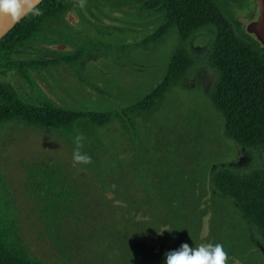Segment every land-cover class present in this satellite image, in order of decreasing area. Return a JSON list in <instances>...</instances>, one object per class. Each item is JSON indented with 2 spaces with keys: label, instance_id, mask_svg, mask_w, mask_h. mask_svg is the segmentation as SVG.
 <instances>
[{
  "label": "rangeland",
  "instance_id": "1",
  "mask_svg": "<svg viewBox=\"0 0 264 264\" xmlns=\"http://www.w3.org/2000/svg\"><path fill=\"white\" fill-rule=\"evenodd\" d=\"M222 6L235 19L229 10V3L222 1ZM138 9V6L131 9L136 13L132 15V20H135L133 35L125 39L99 35L105 40L117 39L119 42L125 41L126 46H132L127 47L125 56H121L119 61L116 58L115 63L105 58L101 60V67L98 65L99 59L95 63L84 61L78 69L79 98L92 99L94 104L78 106V109L111 113L110 124L103 128L86 122L78 125V135L85 136L81 151L92 157V163L74 165L75 138L60 137L57 133L35 129L20 122L7 123L1 128L0 168L17 203L22 235L30 253L46 263L165 264V253L177 248L142 240L136 220L127 216L122 206L108 203L105 192H97L99 186L106 185L109 168L122 155L125 157L121 162L126 160L120 172L122 176L133 165V161L127 159L131 154L142 155L144 164L150 167L154 140L161 135L167 136L164 142H159V152L161 158L164 157L161 163L164 179L181 176L187 167L185 161L196 155L188 148L197 146V142L205 149L198 159L211 162V169L229 160L237 162V166L247 167L250 164L249 150L239 143L235 146L232 139L224 136V118L209 97L210 86L216 77V71L204 60L209 34L196 35L192 39L197 62L189 73L187 86L174 87L159 100L152 112L141 110V113L138 110L130 113V116L123 113V107L151 92L163 79L179 42L177 30L173 28L158 43H143L142 40L152 32L151 28H143L145 24L149 25L150 14ZM116 10L121 11L120 8ZM145 17L148 18L147 22ZM160 17L159 13L158 25L162 21ZM236 23L240 22L236 20ZM87 30L94 32L91 28ZM87 65L88 72L84 70ZM15 91L24 97L18 90ZM182 134L185 139L179 140ZM168 139H173L174 143L167 144V150H174L162 152ZM233 146L235 148L231 153ZM246 154L248 160H245ZM168 156L171 162L167 160ZM35 163L55 166L75 183L74 196L65 201L60 209L53 207L47 210L48 203L41 201L35 187L29 185L28 166ZM140 166L141 163L136 179L142 177L139 174ZM167 168L171 171H167ZM153 174L143 178L151 179ZM133 181L132 185L126 182L129 184L127 196L137 200L138 193ZM150 194L143 193L144 201L150 198L147 197ZM149 201L147 207L144 203L145 216L148 217L145 220L146 232L155 236L153 221L165 213L166 206L171 213L172 201L167 199L163 206L157 203L162 199ZM163 237L167 238L168 234H163Z\"/></svg>",
  "mask_w": 264,
  "mask_h": 264
},
{
  "label": "trees",
  "instance_id": "2",
  "mask_svg": "<svg viewBox=\"0 0 264 264\" xmlns=\"http://www.w3.org/2000/svg\"><path fill=\"white\" fill-rule=\"evenodd\" d=\"M71 1L42 0L36 5L42 15H25L0 41V138L1 128L7 123L20 122L52 128L62 125L61 119L69 115V111L67 113L56 106H41L23 99L5 80L12 68L24 66L12 62L13 51L19 43L36 38L49 29L50 20L58 18ZM222 1L238 8H253L252 0H140L142 9L158 5L162 20L156 31L148 34L142 42H150L157 37L161 39L173 28L177 30L179 42L163 79L151 92L123 107L122 111L130 116L137 109L148 110L173 87L187 86L189 73L197 62L192 39L196 35L209 34L204 60L216 71L209 89L210 100L224 118L225 133L251 154L247 167L224 166L211 169L213 186L238 202L241 212L253 225L255 238L264 246V50L242 34L243 29L238 26L240 23L237 24V19L226 12ZM89 43L102 45L95 40ZM22 73L30 80L23 69ZM70 113L73 120L86 117L91 122L100 124L111 119V113L105 110H79ZM127 159H131L133 165H130L124 176L120 172L126 160H117L120 166L115 169L114 176L118 181L124 180L132 185L138 175L140 163V176H151V170L144 164L142 155L131 154ZM27 177L29 185L37 190L40 200L48 203L46 209L49 211L53 207L60 209L65 201L72 199L76 191L75 183L63 170L52 165L32 164L28 166ZM128 186L125 183V187ZM98 188L101 189L102 186ZM218 213L213 218L217 225L226 223L227 226L242 228L227 207L222 206ZM237 237L238 248L224 249L228 254L241 253L242 264H245L247 237L241 232ZM0 264H49L30 253L21 232L16 200L1 168Z\"/></svg>",
  "mask_w": 264,
  "mask_h": 264
},
{
  "label": "flooded vegetation",
  "instance_id": "3",
  "mask_svg": "<svg viewBox=\"0 0 264 264\" xmlns=\"http://www.w3.org/2000/svg\"><path fill=\"white\" fill-rule=\"evenodd\" d=\"M129 1H132V3H129ZM252 3L253 8H238L233 4H229V9L237 21L242 23L250 15L255 14L258 0H252ZM135 6H138L139 11H144L148 15L150 14V23L149 25L145 24L143 28H151V33L155 32L159 26L158 20L160 12L158 11V5H152L151 8L142 9L140 0H86L85 6L81 8L76 3V0H72L58 18L50 20L51 26L49 29L43 31L36 38L19 43L18 47L13 51L12 62L15 64H24V66L21 68H12L5 83L14 92L18 90L22 93L24 96L22 98L31 103L41 106H56L64 109L67 113L69 111V115H65L61 119L62 125L59 127L44 128L25 125L35 129H42L46 132L57 133L60 137L75 138L78 135V125L80 122H86L94 127L101 128L110 124L111 119L104 124L91 122L86 117L73 120L70 112L79 111L78 106L94 105L92 99L79 98L77 93V83L80 80L78 69L84 61L91 60L95 63V60L99 59L100 62L98 65L101 67V60L105 58L111 59L115 63L114 60L116 58L119 61L121 56H125L127 47L132 46H126L125 41H123V44V42H119L117 39L112 41L110 39H113V37L125 39V37L127 38L133 35L134 32H132V29H135L133 26L135 20H132V15L136 13L131 11V9ZM116 8H120L121 11L117 12ZM145 18L147 22L148 18ZM87 28H91L94 32L90 33ZM99 35H108L110 39L105 40ZM159 39L157 37L150 42L158 43ZM92 40L102 43V45L89 43ZM42 43L66 44L70 48L50 50L44 48ZM31 63L34 64L32 65ZM88 68L89 65L85 66L84 70L88 72ZM22 69L30 77V80L22 73ZM156 105L148 109V111L152 112L156 108ZM138 110L141 112L143 109H137L136 112ZM205 126L207 127L208 124H205ZM224 136L232 139L236 143L235 146L237 145L235 139L225 133ZM184 137L185 135L182 134L179 140L185 139ZM166 138L167 136L161 135L160 138H155L154 140L153 147H158L159 157L155 166L152 160L150 167L148 166L152 174L154 172L153 177L151 179L141 177L133 181L135 183V190L138 193L137 200L127 196L126 181H118L116 177V182L120 188L112 187L106 179V185H101L102 188L98 189L97 192H105L107 199L109 193L112 192L116 199L125 198L132 203V210L140 215L143 224L142 228L139 227L142 240L151 243L174 245L176 248H179V245L186 242L191 247H196L201 244L220 243L225 249H236L239 246L237 235L241 232L247 237L245 244V248H247L244 258L246 260L245 264H264V246L260 240L255 238L252 223L241 212L240 205L234 198H228L214 188L211 178L212 170L209 167L212 163H206L198 159L205 150L200 146V142H197V146L188 148L191 153L196 155L189 157L185 161L187 167L183 170L179 178L174 179V175L173 178H162L164 172L161 168V163L164 157L161 158L159 142H164L163 139ZM173 141V139H168L162 147V152L173 151V148L167 150L166 147L167 144H173ZM235 146L231 147V153ZM246 159H249L248 154H246ZM167 160L171 162V157L168 156ZM224 166L244 167L237 166V162L235 163L229 160L221 163L219 167L212 169L216 170ZM167 171L171 170L167 168ZM159 191L161 192L160 194H152L153 192L158 193ZM144 192H151L150 195H146L150 198H147L148 200L145 201L143 198ZM162 193H165V195ZM159 199L163 200L157 202L161 206L165 204L167 199L172 201L171 213L166 206L164 208L165 213L153 221L152 228L156 231V235L151 236L146 232L147 224L145 220L147 221L148 217L145 216L144 203L146 204L145 207H147L148 203H150L149 200ZM113 204L120 205L125 209V205ZM222 206L227 207L231 211L236 221L240 222L242 228L238 226H227L225 225L226 223H219L218 225L215 223L213 220L214 215H219L218 210ZM132 217L137 222V219L134 216ZM160 231H163V233L160 234ZM163 234H168V237L164 238ZM169 236L172 238H169ZM252 249H256L253 253L254 256L256 255V258L252 257L248 259V253ZM258 252L261 253L258 255ZM235 254H239L236 260L237 264H242L243 257L241 253L228 255ZM261 258H263L262 262L259 263Z\"/></svg>",
  "mask_w": 264,
  "mask_h": 264
},
{
  "label": "clouds",
  "instance_id": "4",
  "mask_svg": "<svg viewBox=\"0 0 264 264\" xmlns=\"http://www.w3.org/2000/svg\"><path fill=\"white\" fill-rule=\"evenodd\" d=\"M38 3L39 0H0V13L6 14L14 22H19V20L28 14L42 15L41 10L36 6ZM76 3L79 7L83 8L86 0H76ZM83 139L82 134L75 137L76 148L73 150L74 165L92 163V157L81 151ZM163 231L159 233L162 234ZM228 259V253L220 243L201 244L191 247L185 242L179 248L165 253V264H228Z\"/></svg>",
  "mask_w": 264,
  "mask_h": 264
},
{
  "label": "water",
  "instance_id": "5",
  "mask_svg": "<svg viewBox=\"0 0 264 264\" xmlns=\"http://www.w3.org/2000/svg\"><path fill=\"white\" fill-rule=\"evenodd\" d=\"M42 0H39L41 2ZM17 22H14L9 16L6 14L0 13V41L2 38L7 34V32L16 24ZM241 28L243 29L242 34L247 36L251 39V41L257 45L260 49L264 50V0H258L257 3V10L255 14L250 15L248 18H246L242 23H240ZM44 48L55 50L59 48H65L69 49L70 46L66 44H59V43H42ZM125 155H122L120 158V161H123ZM158 147L154 146L151 152V160L154 163V166L158 162ZM119 162H115L112 164V166L109 168L106 178L110 182L111 186L114 188H120L118 183L116 182V178L114 176V171L118 167ZM108 203H115V204H122L125 205L126 214L127 216H134L137 219V222L139 224V227H143L141 217L138 213H135L132 210V203L125 199L120 198L116 199L114 194L111 192L108 195ZM256 251V249H252L248 253V259H251L252 257L256 258V255L254 256L253 253ZM261 252H258L259 255ZM239 254L235 255H228V264H237L236 260Z\"/></svg>",
  "mask_w": 264,
  "mask_h": 264
}]
</instances>
